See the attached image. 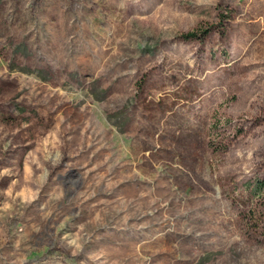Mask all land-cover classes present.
<instances>
[{
    "label": "rangeland",
    "instance_id": "374dc122",
    "mask_svg": "<svg viewBox=\"0 0 264 264\" xmlns=\"http://www.w3.org/2000/svg\"><path fill=\"white\" fill-rule=\"evenodd\" d=\"M261 183L264 0H0V264H264Z\"/></svg>",
    "mask_w": 264,
    "mask_h": 264
},
{
    "label": "trees",
    "instance_id": "16d2710c",
    "mask_svg": "<svg viewBox=\"0 0 264 264\" xmlns=\"http://www.w3.org/2000/svg\"><path fill=\"white\" fill-rule=\"evenodd\" d=\"M197 33L196 32H191V33H187L184 35L185 38L191 39V38H195L197 37ZM259 189H264V183H261L259 186Z\"/></svg>",
    "mask_w": 264,
    "mask_h": 264
}]
</instances>
